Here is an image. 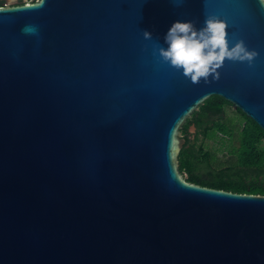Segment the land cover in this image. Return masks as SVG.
I'll return each mask as SVG.
<instances>
[{
	"label": "water",
	"instance_id": "1",
	"mask_svg": "<svg viewBox=\"0 0 264 264\" xmlns=\"http://www.w3.org/2000/svg\"><path fill=\"white\" fill-rule=\"evenodd\" d=\"M37 3L0 8V264H264V196L190 183L178 159L211 96L264 131L258 0ZM210 15L259 55L194 84L158 47Z\"/></svg>",
	"mask_w": 264,
	"mask_h": 264
},
{
	"label": "trees",
	"instance_id": "2",
	"mask_svg": "<svg viewBox=\"0 0 264 264\" xmlns=\"http://www.w3.org/2000/svg\"><path fill=\"white\" fill-rule=\"evenodd\" d=\"M195 125L196 133H189ZM179 168L190 183L264 196V131L242 111L211 96L187 120ZM193 137V138H192Z\"/></svg>",
	"mask_w": 264,
	"mask_h": 264
},
{
	"label": "clouds",
	"instance_id": "3",
	"mask_svg": "<svg viewBox=\"0 0 264 264\" xmlns=\"http://www.w3.org/2000/svg\"><path fill=\"white\" fill-rule=\"evenodd\" d=\"M261 9H264V0H258ZM45 0H38L32 8H40ZM228 24L224 19L215 15L207 16L204 26L197 29L193 21L173 23L164 37L167 47L159 46V57L169 64L192 83L198 84L202 80L210 83V77L219 80V69L225 62H247L251 65L259 53L249 50L244 40H239L235 46H230ZM145 39H152L150 32H144Z\"/></svg>",
	"mask_w": 264,
	"mask_h": 264
},
{
	"label": "flooded vegetation",
	"instance_id": "4",
	"mask_svg": "<svg viewBox=\"0 0 264 264\" xmlns=\"http://www.w3.org/2000/svg\"><path fill=\"white\" fill-rule=\"evenodd\" d=\"M37 1L38 0H16L13 3H9L7 0H0V8H4L8 6H12V7L23 6L27 4L28 2L33 3ZM189 133L194 135L192 132H190V129H189Z\"/></svg>",
	"mask_w": 264,
	"mask_h": 264
}]
</instances>
